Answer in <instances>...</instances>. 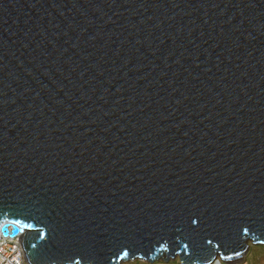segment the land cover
Returning a JSON list of instances; mask_svg holds the SVG:
<instances>
[{"label": "water", "instance_id": "95a60500", "mask_svg": "<svg viewBox=\"0 0 264 264\" xmlns=\"http://www.w3.org/2000/svg\"><path fill=\"white\" fill-rule=\"evenodd\" d=\"M0 226L29 264L264 247V0H0Z\"/></svg>", "mask_w": 264, "mask_h": 264}, {"label": "snow or ice", "instance_id": "6c2138e0", "mask_svg": "<svg viewBox=\"0 0 264 264\" xmlns=\"http://www.w3.org/2000/svg\"><path fill=\"white\" fill-rule=\"evenodd\" d=\"M45 219L46 217L41 215L40 220H38L36 223H33V224H25L24 228L28 231H36L38 233L39 241L45 242L47 245H49L50 246L49 250L53 246L61 249L64 245L71 242L70 237L68 236L67 233H65L64 235H61L60 231H58L56 228L51 226V221L48 220V222L45 223L44 222ZM198 223L199 221L195 218L191 220L192 225H197ZM3 231H5V229L3 228V226H0V232H3ZM16 234L17 235L20 234L19 230H17ZM205 243L207 245H211L213 243V240L210 238H207L205 240ZM36 247L37 245L35 243L31 244V248L35 249ZM181 251L184 253H188L189 245L187 243L183 244ZM125 258H131L129 254V249L127 247H124L122 251L116 255L114 260L118 262V261L124 260ZM75 264H80V260L77 259L75 261Z\"/></svg>", "mask_w": 264, "mask_h": 264}, {"label": "built area", "instance_id": "2783aa9c", "mask_svg": "<svg viewBox=\"0 0 264 264\" xmlns=\"http://www.w3.org/2000/svg\"><path fill=\"white\" fill-rule=\"evenodd\" d=\"M9 230L11 231L12 228L10 227ZM22 237L23 234L16 237H10L4 236L0 233V264H29L22 244ZM245 263L240 261L234 264ZM128 264H138V261ZM215 264L223 263L220 261H216Z\"/></svg>", "mask_w": 264, "mask_h": 264}, {"label": "rangeland", "instance_id": "374dc122", "mask_svg": "<svg viewBox=\"0 0 264 264\" xmlns=\"http://www.w3.org/2000/svg\"><path fill=\"white\" fill-rule=\"evenodd\" d=\"M138 264H148L139 262ZM157 264H177L176 262H159ZM234 264V263H232ZM245 264H264V247L253 246Z\"/></svg>", "mask_w": 264, "mask_h": 264}, {"label": "crops", "instance_id": "0c3cea01", "mask_svg": "<svg viewBox=\"0 0 264 264\" xmlns=\"http://www.w3.org/2000/svg\"><path fill=\"white\" fill-rule=\"evenodd\" d=\"M177 264H179V263H177Z\"/></svg>", "mask_w": 264, "mask_h": 264}]
</instances>
